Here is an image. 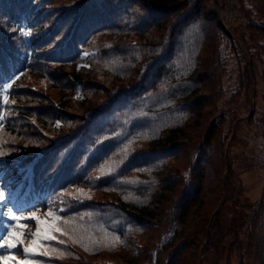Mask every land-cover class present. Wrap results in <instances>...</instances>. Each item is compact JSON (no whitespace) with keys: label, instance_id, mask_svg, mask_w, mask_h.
<instances>
[{"label":"trees","instance_id":"16d2710c","mask_svg":"<svg viewBox=\"0 0 264 264\" xmlns=\"http://www.w3.org/2000/svg\"><path fill=\"white\" fill-rule=\"evenodd\" d=\"M0 84V232L37 201L56 237L18 264H264V0H0Z\"/></svg>","mask_w":264,"mask_h":264},{"label":"rangeland","instance_id":"374dc122","mask_svg":"<svg viewBox=\"0 0 264 264\" xmlns=\"http://www.w3.org/2000/svg\"><path fill=\"white\" fill-rule=\"evenodd\" d=\"M84 54L85 53H83V55ZM255 84L257 86L255 89L257 90L259 87H262V83L259 82V80L258 83ZM249 92H252L251 97L253 99V103L256 104L255 106L261 109L263 107V103L260 99L259 92H253V89L251 88L249 89ZM244 109L245 108L243 107V110ZM239 115L242 117L239 119L238 124L229 133L231 135L230 142L228 146L226 144L227 153L232 159L231 164L234 169V175L232 178L234 188L226 198L223 205V213L226 215V218L237 214V199L240 202H250L257 198L263 180L261 172L251 165V162L248 160L251 154L255 152L258 153L259 147L257 146V137L253 135L252 129L247 124L245 112L242 111ZM261 145L264 148V145ZM15 192L16 190L11 192L6 200L8 201L9 205H14V207L21 206L22 200L16 198ZM34 203H37V201ZM31 206L32 210L26 212L25 216L14 213L15 215L21 217L19 220H12L8 215L3 225L4 232L8 233L10 231L14 233L15 236L18 237L20 243H25L27 246H31L32 244L34 245L40 240V238L49 235V230H46V217H44L43 214H38L39 212L37 211V206H39L38 209H40V205L37 204V206H35L37 207L36 209H34V205ZM33 213L35 214L34 216L31 215ZM34 228L35 231H37V228L40 229L39 236L35 235L36 232L30 236V232ZM18 244L16 248L12 249H8L7 247L0 248L4 250L0 252V257H12V259H0V264H18L20 261H23L21 257V250Z\"/></svg>","mask_w":264,"mask_h":264},{"label":"snow or ice","instance_id":"6c2138e0","mask_svg":"<svg viewBox=\"0 0 264 264\" xmlns=\"http://www.w3.org/2000/svg\"><path fill=\"white\" fill-rule=\"evenodd\" d=\"M85 55H88V53H85ZM3 84H0V89H3ZM11 87V85H9V88ZM5 91H7V89H5ZM7 98L5 97V100ZM0 119H2V117H0ZM59 124V122H57ZM82 191V190H80ZM4 199V193L2 191H0V200H3ZM9 217L12 219V220H19L21 219V217L9 212ZM32 216H34L35 214H31ZM56 231H60L59 228L56 229ZM40 234V229L37 228V232L35 233V235L39 236ZM46 238L49 239V240H54L56 239L55 236H51V235H46ZM20 243L18 237L15 236L14 233L12 232H8L6 236H3V237H0V248H5L7 247L8 249H12V248H16L17 247V244ZM60 243H63V241H60ZM29 249L25 248L24 249V252H28ZM0 259H12L11 256L7 257V258H4V257H0ZM21 264H27V262H21Z\"/></svg>","mask_w":264,"mask_h":264}]
</instances>
